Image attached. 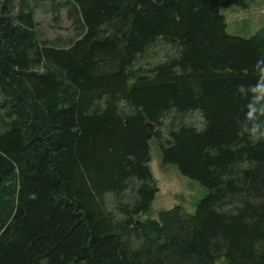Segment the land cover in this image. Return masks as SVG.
Returning <instances> with one entry per match:
<instances>
[{
	"label": "trees",
	"instance_id": "16d2710c",
	"mask_svg": "<svg viewBox=\"0 0 264 264\" xmlns=\"http://www.w3.org/2000/svg\"><path fill=\"white\" fill-rule=\"evenodd\" d=\"M41 1L0 4V264H264V24L223 13L254 0H64L54 42ZM152 140L194 212L150 216Z\"/></svg>",
	"mask_w": 264,
	"mask_h": 264
},
{
	"label": "rangeland",
	"instance_id": "374dc122",
	"mask_svg": "<svg viewBox=\"0 0 264 264\" xmlns=\"http://www.w3.org/2000/svg\"><path fill=\"white\" fill-rule=\"evenodd\" d=\"M4 0H0L1 2ZM64 0H43L35 9V17L43 35L54 42L74 37L75 30L67 16ZM17 9L19 0H10ZM231 34L247 36L264 24V0H254L249 7L232 5L223 9ZM151 168L159 191L150 216L157 218L161 210L183 206L188 212H194L197 203L206 195V188L199 182L182 176L174 166L162 163L161 152L155 140L151 141ZM224 263L220 261V264Z\"/></svg>",
	"mask_w": 264,
	"mask_h": 264
},
{
	"label": "clouds",
	"instance_id": "9594fccd",
	"mask_svg": "<svg viewBox=\"0 0 264 264\" xmlns=\"http://www.w3.org/2000/svg\"><path fill=\"white\" fill-rule=\"evenodd\" d=\"M244 87L243 85H241L240 88ZM250 89L252 90L253 93L260 91V92H264V85L260 84L259 82H257L254 85L249 86ZM257 103H264V97H262L260 100L257 101ZM261 116H264V112L260 113ZM257 113L256 111L252 110L251 107H249L247 113H246V119L249 121H252L256 118ZM254 143L259 142L261 140H264V138H253V137H249Z\"/></svg>",
	"mask_w": 264,
	"mask_h": 264
},
{
	"label": "water",
	"instance_id": "95a60500",
	"mask_svg": "<svg viewBox=\"0 0 264 264\" xmlns=\"http://www.w3.org/2000/svg\"><path fill=\"white\" fill-rule=\"evenodd\" d=\"M149 136H150V134H149ZM203 199H201L200 201H202Z\"/></svg>",
	"mask_w": 264,
	"mask_h": 264
}]
</instances>
